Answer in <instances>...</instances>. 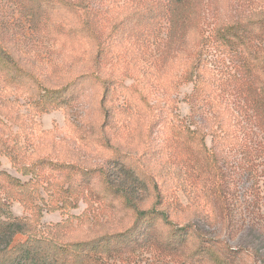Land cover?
<instances>
[{
    "label": "rangeland",
    "instance_id": "obj_1",
    "mask_svg": "<svg viewBox=\"0 0 264 264\" xmlns=\"http://www.w3.org/2000/svg\"><path fill=\"white\" fill-rule=\"evenodd\" d=\"M0 208L56 264H264V0H0Z\"/></svg>",
    "mask_w": 264,
    "mask_h": 264
},
{
    "label": "trees",
    "instance_id": "obj_2",
    "mask_svg": "<svg viewBox=\"0 0 264 264\" xmlns=\"http://www.w3.org/2000/svg\"><path fill=\"white\" fill-rule=\"evenodd\" d=\"M1 209V208H0ZM140 214H145L144 212ZM1 218V214H0ZM60 224H57L56 228H59ZM15 227H20V224H14ZM12 225L10 221L2 222L0 220V235L6 233L8 229H11ZM21 232V230H16ZM110 240V239H108ZM83 244H76L75 246H82ZM0 259H4L6 264L12 263L14 260L23 259L25 264H56L58 258V248L54 246L51 241H46V239L40 238L37 240L28 239L26 242L9 247L5 246L0 250ZM22 256V258H21ZM99 260H94L93 264H98ZM231 262L230 258L226 259L224 256L220 258V264H228Z\"/></svg>",
    "mask_w": 264,
    "mask_h": 264
}]
</instances>
